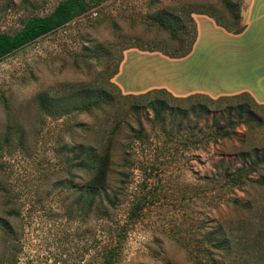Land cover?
<instances>
[{
    "label": "rangeland",
    "instance_id": "rangeland-1",
    "mask_svg": "<svg viewBox=\"0 0 264 264\" xmlns=\"http://www.w3.org/2000/svg\"><path fill=\"white\" fill-rule=\"evenodd\" d=\"M59 1L0 0V32ZM94 1L0 60V221L11 227L0 225V255L95 264L124 226L117 264H195L196 254L207 264H264V163L243 190L220 177L253 161L243 152L264 150L263 15L250 24L252 0ZM162 15L173 30L159 25ZM191 18L197 39L178 57ZM236 104L256 115L230 112ZM90 145L111 151L104 192L87 187L93 171L80 166ZM222 226L234 229L230 251L216 246Z\"/></svg>",
    "mask_w": 264,
    "mask_h": 264
},
{
    "label": "trees",
    "instance_id": "trees-1",
    "mask_svg": "<svg viewBox=\"0 0 264 264\" xmlns=\"http://www.w3.org/2000/svg\"><path fill=\"white\" fill-rule=\"evenodd\" d=\"M226 1V0H225ZM227 2V1H226ZM96 4V1L94 0H60L58 4L56 5L55 9L44 15L34 14L31 15L22 28L17 30L14 33L9 32H0V60L9 55L11 52L34 42L38 38L66 25L73 19L81 16L86 11L90 10L92 7H94ZM229 4V3H227ZM230 5V4H229ZM170 14V13H169ZM172 16V15H171ZM235 18L238 19L240 17L239 12L234 14ZM174 18H178L177 16H173ZM157 22L160 26H162L165 29H172V26L169 24L168 21L164 19V15L159 16L157 19ZM194 19H190L189 22H191V31L193 32V36L191 38L190 46L186 51H184L181 55L178 57H185L188 55L193 47V44L195 43L197 39V33H196V26L193 22ZM216 22L218 25H221V22L216 19ZM237 34L241 33L243 29H236L235 30ZM177 38V36H175ZM95 92V90H94ZM151 93V91L145 93L142 96L148 95ZM165 107V103L162 99H156V105H155V114L157 116H161L163 108ZM201 109L207 108V106H200ZM233 108H236L238 111V114L240 116L244 115V112L246 111L249 113V115L253 116L256 115L253 110L250 108H246L243 104H236V105H230L229 109L230 112ZM246 108V109H245ZM230 125L232 122L229 123ZM223 129V133H221L223 136H230L232 131L229 129V127H220V129ZM253 156V161H249L248 163L243 164L242 166L235 168H229L226 169L220 177L222 178V185L227 188L228 190H231V192L234 189H240L243 190L244 186L249 185L253 178L251 177V174L255 171H257V168L260 167L264 163V150H260L259 148L253 149L250 151L243 152V157L247 158L251 155ZM78 158H81L80 160V166L86 169H89L93 171V176L90 180L87 181L86 185L87 187L94 191V192H104L107 190L108 186V180H109V174H110V166H111V151L109 146H105L104 148L100 149L98 147H84L83 150L80 152V155ZM246 160V159H245ZM96 161L94 164L91 165L90 162ZM247 161V160H246ZM107 196V195H106ZM118 195L114 198L117 199ZM109 204L114 205V201L112 199H109ZM223 201H233L238 202L237 199H233L231 197L224 199ZM147 202V199H139L136 204H134L132 211L130 213V219L138 218L141 214V211L145 207ZM0 225L4 227V229L8 232L11 231V227L9 222L0 221ZM126 233V230L124 226L120 227L116 230V242L105 246L103 249H101L102 259L99 262H96L95 264H117L118 262V254L121 250L123 240V235ZM234 229L233 227H229L228 229L224 226H222L219 230V239L220 241L217 243V247L221 250H232V242H234L235 235H234ZM13 257V258H12ZM11 258H8L6 254L0 255V264H12V262H15L16 259L12 256ZM195 264H207L204 263L203 260L198 258V255L196 254L194 257ZM166 264H176L172 261H167ZM213 264H217L215 261Z\"/></svg>",
    "mask_w": 264,
    "mask_h": 264
},
{
    "label": "crops",
    "instance_id": "crops-1",
    "mask_svg": "<svg viewBox=\"0 0 264 264\" xmlns=\"http://www.w3.org/2000/svg\"><path fill=\"white\" fill-rule=\"evenodd\" d=\"M260 2L261 1L258 2V0H252V2H251L250 10H249L250 24H252L253 18L256 17L258 14L263 15V17H264V4H262ZM258 8H260V9L257 10ZM261 9H263V11H261ZM252 94H254V93L252 92ZM254 96L257 97L255 94H254ZM257 100L264 104V99H260L259 97H257Z\"/></svg>",
    "mask_w": 264,
    "mask_h": 264
}]
</instances>
